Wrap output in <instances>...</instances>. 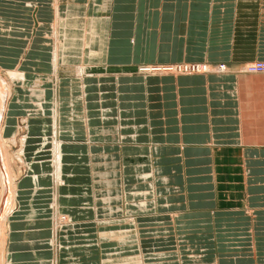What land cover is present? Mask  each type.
I'll list each match as a JSON object with an SVG mask.
<instances>
[{"label":"crops","instance_id":"0c3cea01","mask_svg":"<svg viewBox=\"0 0 264 264\" xmlns=\"http://www.w3.org/2000/svg\"><path fill=\"white\" fill-rule=\"evenodd\" d=\"M256 59L264 0H0L8 264H264V75L236 72ZM204 61L227 70L137 73Z\"/></svg>","mask_w":264,"mask_h":264},{"label":"rangeland","instance_id":"374dc122","mask_svg":"<svg viewBox=\"0 0 264 264\" xmlns=\"http://www.w3.org/2000/svg\"><path fill=\"white\" fill-rule=\"evenodd\" d=\"M206 63H208L207 61H204ZM176 63H181L179 65H176L175 68L172 69L173 66L171 65H174ZM185 63H188V65H192V64H202L203 62H173V63H153V64H140L138 65L137 67V73L141 74V75H147V74H159V73H166V74H197L195 73V70L191 69L189 72L187 73H176L178 71V67L179 66H183V64ZM212 64H216V65H220V64H223V67L221 66L219 69L222 70L220 72H224L227 70V63H224V62H220V63H217V62H210ZM208 63V64H210ZM256 63V65H259L260 63H264V60H260V59H256V60H252V61H248L246 63H244L242 66L239 67V69H237L236 72H239V73H249V74H262L264 75V71H255V72H251L249 71V65L250 64H254ZM211 64V65H212ZM149 65L150 68H147L146 66ZM216 65H212V67H216ZM246 65V66H245ZM264 64H262L263 66ZM261 66V67H262ZM216 71H219L218 69H216ZM214 73H218V72H215L213 71ZM213 72H209V73H213ZM204 73V72H203ZM207 73V72H206ZM74 75L76 76V73H74ZM18 122L20 123L18 126L20 127L16 129V131L18 132L17 135L18 136H21V133H23L24 131L22 130V127L23 129L25 128V124H23V122H20V119H18ZM23 124V125H22ZM19 130V131H18ZM61 127L59 126V129H58V139L60 141H62L61 139ZM14 141V139H13ZM16 142V141H15ZM17 147L15 145H11L10 147V150L7 149L8 151V154H9V157L11 155H14V151ZM15 157V155H14ZM20 160L19 158H16L15 157V160L13 161L12 163V167H13V170L15 172V175L14 177L16 178V176L19 175H22L24 171V166H20ZM21 173V174H20ZM11 178V177H10ZM4 179L2 178V175H0V264H8V260H9V256H8V251H7V247H5V249H3L1 247V243H2V238H3V241H4V246L6 245V239L8 237V231H7V226L6 223H8V213L10 212H7L4 210V207H7L8 205H14V193L11 191L12 193V197L10 196V198L8 199V194L10 192V190L8 191V194H7V191H6V184L9 185V182H4L3 181ZM15 181V179H14ZM10 183H11V188L13 187V184H12V180L10 179ZM5 190V191H4ZM6 195V196H5ZM56 201H54V204H55ZM15 208V207H14ZM7 209V208H6ZM7 212V213H6ZM13 212V209L11 211V213ZM63 217V218H61ZM60 217V220L59 222L60 223H67L70 218L66 215V214H63L62 216ZM5 251V252H4Z\"/></svg>","mask_w":264,"mask_h":264},{"label":"bare ground","instance_id":"6f19581e","mask_svg":"<svg viewBox=\"0 0 264 264\" xmlns=\"http://www.w3.org/2000/svg\"><path fill=\"white\" fill-rule=\"evenodd\" d=\"M57 11V10H56ZM57 18V17H56ZM54 58H55V66L57 67V63H58V55L57 54H54ZM181 63H176L174 65H171L173 66L172 68H175L176 65H179ZM185 64H188V63H185ZM185 64H183L185 66ZM223 67V64H220V65H216V67H212L211 64H208L206 62H203L202 64H200L199 66V71L195 72V73H206V72H211V71H215L216 69H218L219 71H222L220 70L219 68L220 67ZM147 68H150L149 65L146 66ZM78 73L83 76L84 74H86V69L84 66H80L78 67ZM176 73H187V72H176ZM58 129H59V123H58V119H57V115H54V123H53V134H54V137H53V144H54V147H53V153H54V160H53V165H54V176L55 178L57 179V185L60 186L62 185L63 183V179L61 178V174H62V165H63V151H62V141H60L58 139ZM28 136V135H27ZM27 136L23 137L20 141H22V148H21V155L23 154L24 155V146H25V142L27 140ZM16 140L14 139V142ZM21 143V142H20ZM4 181V180H3ZM5 182V181H4ZM56 185V186H57ZM6 187V186H5ZM5 191V190H4ZM10 196L12 197V193L9 192L8 194V199L10 198ZM58 202V201H56ZM53 205V204H52ZM55 206H58V203L54 204L53 207L55 208L54 209V224H55V227H58L60 225V217L64 214L61 210H58L56 209ZM7 209L9 208L6 207ZM60 215V216H59ZM63 218V217H61ZM54 230V228H53ZM1 247L3 249H5L6 245L4 246V241H3V238H2V243H1ZM5 252V251H4ZM10 264V263H9Z\"/></svg>","mask_w":264,"mask_h":264},{"label":"built area","instance_id":"2783aa9c","mask_svg":"<svg viewBox=\"0 0 264 264\" xmlns=\"http://www.w3.org/2000/svg\"><path fill=\"white\" fill-rule=\"evenodd\" d=\"M262 64H264V63H260L259 65H256V63L250 64L249 65V71H251V72L264 71V65L262 66ZM199 66H200V64H192V65L185 64V66L183 65V66L178 67V72H189L191 69H193V70H195V72H197V71H199Z\"/></svg>","mask_w":264,"mask_h":264}]
</instances>
